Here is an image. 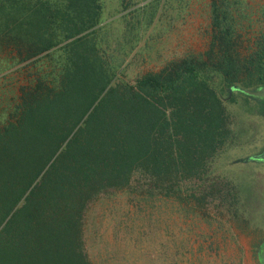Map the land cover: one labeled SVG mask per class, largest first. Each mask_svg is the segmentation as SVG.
I'll return each instance as SVG.
<instances>
[{
    "label": "trees",
    "instance_id": "trees-1",
    "mask_svg": "<svg viewBox=\"0 0 264 264\" xmlns=\"http://www.w3.org/2000/svg\"><path fill=\"white\" fill-rule=\"evenodd\" d=\"M144 1L120 0L116 39L102 0H0V264H94L88 214L117 192L220 214L252 233L259 264L264 233L210 173L240 137L221 93L264 109L229 92L264 85V0H207L203 49L132 79L123 64L162 5Z\"/></svg>",
    "mask_w": 264,
    "mask_h": 264
},
{
    "label": "rangeland",
    "instance_id": "rangeland-1",
    "mask_svg": "<svg viewBox=\"0 0 264 264\" xmlns=\"http://www.w3.org/2000/svg\"><path fill=\"white\" fill-rule=\"evenodd\" d=\"M185 1L161 0L155 24L146 28L138 45H143L141 50L137 47L123 64L128 78L157 70L172 57L203 49L207 0H193L187 8ZM102 4L104 29L117 39L127 11L121 10L120 0H102ZM221 95L236 119L240 137L237 146L214 160L210 175L234 182L248 222L264 233V162L242 161L264 149V109L257 104L246 108L240 99L235 104L227 94ZM185 207L171 198H138L124 192L102 197L87 218L86 244L94 264H203L200 258L205 264H232L238 256L235 263L254 264L251 232L239 225L229 227L219 220L220 214L202 218ZM215 221H221L222 228Z\"/></svg>",
    "mask_w": 264,
    "mask_h": 264
},
{
    "label": "water",
    "instance_id": "water-1",
    "mask_svg": "<svg viewBox=\"0 0 264 264\" xmlns=\"http://www.w3.org/2000/svg\"><path fill=\"white\" fill-rule=\"evenodd\" d=\"M237 91L250 99L256 101L257 103H264V85L257 88H245L241 86H232L229 88V92ZM242 161H257L264 162V149L254 155H250L242 159ZM257 260L259 264H264V242L260 245L257 251Z\"/></svg>",
    "mask_w": 264,
    "mask_h": 264
}]
</instances>
